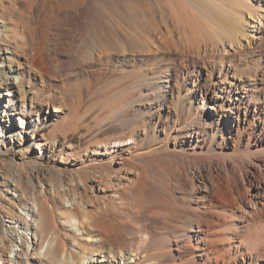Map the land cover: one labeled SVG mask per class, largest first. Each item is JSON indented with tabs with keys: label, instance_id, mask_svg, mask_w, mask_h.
Returning <instances> with one entry per match:
<instances>
[{
	"label": "bare ground",
	"instance_id": "bare-ground-1",
	"mask_svg": "<svg viewBox=\"0 0 264 264\" xmlns=\"http://www.w3.org/2000/svg\"><path fill=\"white\" fill-rule=\"evenodd\" d=\"M38 27L26 61L42 82H100L116 59L135 68L130 104L113 101L114 136L92 153L135 169L99 184L112 199L123 200L118 186L132 191L131 215L155 242L139 257L108 256L83 244L96 235L81 242L78 218H65L67 234L49 229L32 200L10 217L0 264H264V0H64ZM11 32L0 28V61L20 48ZM12 71L23 74L2 64L0 137L20 140ZM137 108L153 116L143 134L131 126Z\"/></svg>",
	"mask_w": 264,
	"mask_h": 264
},
{
	"label": "rangeland",
	"instance_id": "rangeland-1",
	"mask_svg": "<svg viewBox=\"0 0 264 264\" xmlns=\"http://www.w3.org/2000/svg\"><path fill=\"white\" fill-rule=\"evenodd\" d=\"M63 5L64 0H0V20L3 26L12 28V44L20 47L14 59L0 61V71L2 64L16 67L19 63L23 74L12 71L7 76L14 82L13 97L25 102L22 111L26 113L24 127L12 130L16 134L20 129V140V134L12 139L0 137V239L10 217L23 203L35 200L44 204L49 229L67 234L65 218L75 217L84 230L82 243L90 235L100 239L83 243L86 246L115 258L122 256L124 260L129 254L139 257L155 241L146 243L147 234L143 231L148 232L149 228L141 231L140 222L131 215L137 209L132 191L118 186L123 200L112 199L107 184H99L135 169L116 163V158L114 168H109L104 165L111 164L106 157L92 153V146L114 136L109 127L113 101L130 104L133 82L139 80L134 75L135 68L116 59L106 62L104 70L101 68L103 74L108 77L112 73L113 77L100 82L87 76L62 82L53 74L50 80L42 82L36 72L30 74V63L26 61L30 55V35L38 34L42 20L51 11H60ZM2 78L0 74V83ZM0 90L5 91L4 87ZM136 110L138 117L131 126L143 134L153 125V116L147 108ZM35 119L40 121L32 126Z\"/></svg>",
	"mask_w": 264,
	"mask_h": 264
}]
</instances>
